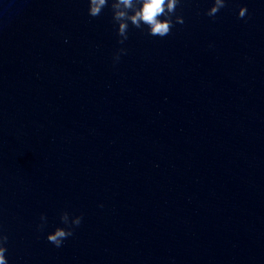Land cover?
Wrapping results in <instances>:
<instances>
[{"label":"water","instance_id":"water-1","mask_svg":"<svg viewBox=\"0 0 264 264\" xmlns=\"http://www.w3.org/2000/svg\"><path fill=\"white\" fill-rule=\"evenodd\" d=\"M210 4L120 45L87 0H0L9 264H264V0Z\"/></svg>","mask_w":264,"mask_h":264},{"label":"clouds","instance_id":"clouds-1","mask_svg":"<svg viewBox=\"0 0 264 264\" xmlns=\"http://www.w3.org/2000/svg\"><path fill=\"white\" fill-rule=\"evenodd\" d=\"M228 0H211L210 7L205 11L208 17H215L226 7ZM182 0H87V14L90 17L99 16L105 8L111 10L113 27L117 36V43L124 45L128 40L130 28H135L148 36L164 38L170 34L176 24H183L184 19L176 10ZM248 13L246 5L238 7L237 18L243 19ZM127 54L125 47L117 49L113 62H118L122 55ZM103 205H101L102 207ZM81 215H70L64 211L59 215V223L49 231L46 240L54 247L60 248L64 241L74 234V229L82 222ZM38 228L47 225L45 214L40 215ZM8 235L0 228V264H9L7 259Z\"/></svg>","mask_w":264,"mask_h":264}]
</instances>
